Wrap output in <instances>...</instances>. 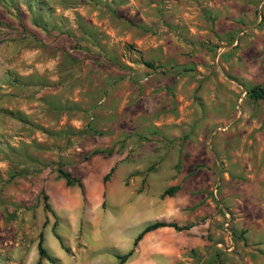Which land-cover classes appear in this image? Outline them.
I'll list each match as a JSON object with an SVG mask.
<instances>
[{"label":"rangeland","instance_id":"rangeland-1","mask_svg":"<svg viewBox=\"0 0 264 264\" xmlns=\"http://www.w3.org/2000/svg\"><path fill=\"white\" fill-rule=\"evenodd\" d=\"M98 1L48 12L41 30L72 38L73 49L90 56L82 69L103 73L70 76L74 84L56 102L45 93L34 109L0 112V264L29 258L38 240L51 264L97 259L92 249L117 229V216H106L117 213V193L107 198L106 185L117 189L123 176L129 187L141 176L137 196L160 199L154 177L177 146L187 159L212 154V226L230 244L248 246L247 234L264 232V194L251 201L243 194L249 178L264 186V102L247 95L264 89V0H90ZM136 150L143 169L125 175L117 153L129 159ZM59 170L79 186H66ZM22 213L32 221L41 213V230H21Z\"/></svg>","mask_w":264,"mask_h":264},{"label":"crops","instance_id":"crops-1","mask_svg":"<svg viewBox=\"0 0 264 264\" xmlns=\"http://www.w3.org/2000/svg\"><path fill=\"white\" fill-rule=\"evenodd\" d=\"M90 5L98 8L101 3H91L90 0H0V112L7 110L5 116L9 117L22 108L34 109L35 104L44 102L45 93L53 96L56 102L61 100L59 95L63 91L68 93L74 84L70 76L91 73L98 77L103 73L88 66L82 69V65L91 63L90 56L77 53L73 49L72 38L52 36L41 30L48 12H73ZM52 20L57 24L56 17ZM180 150L177 146L167 151L160 163L163 170L154 177L157 187L163 188L159 195L169 187H178L170 197L157 200L138 197L136 188L141 176L136 177L129 187L120 184L123 176L119 177L117 189L113 183L106 185L107 198L117 193V213H106L107 217L117 216V233L112 232L113 238L92 249V253L97 252V259L85 260L82 264H118L116 257L130 250L131 254L121 264H264L263 231L247 234L250 244L242 246L230 244L228 236L212 226L209 217L216 211V196L210 193L216 177L212 154H197L187 159ZM139 152L142 151L131 153L132 158L129 159H124L126 152L117 153V168L125 175L139 171L141 163L137 159L134 161L135 157L142 155ZM179 160L182 164L177 173L174 166ZM198 163L205 167H197ZM248 176L251 177L250 174ZM155 188L150 189L152 196L156 194ZM244 188V197L249 201L260 193L264 194L260 179L245 180ZM95 189H85L88 201L96 196ZM30 215L22 213L17 218L23 221L20 229L28 233L40 231L42 214L33 221ZM139 219L147 221L140 230L136 229ZM153 222L173 223L187 229L176 231L171 227H159L143 234L133 247L136 236ZM206 236L211 241H207ZM54 249L58 250L57 245ZM111 258H115L117 263ZM15 263L51 264L39 259L36 246L29 247V258ZM65 264L71 263L65 261Z\"/></svg>","mask_w":264,"mask_h":264},{"label":"trees","instance_id":"trees-1","mask_svg":"<svg viewBox=\"0 0 264 264\" xmlns=\"http://www.w3.org/2000/svg\"><path fill=\"white\" fill-rule=\"evenodd\" d=\"M144 65L147 68H149V69H153V70L159 69L158 67H154L151 63H144ZM247 95H248V97L250 99H252L254 101L261 100V101L264 102V89L262 87H260V86H253L252 88H250L247 91ZM111 171H112V169H110L109 172L106 175L103 176V181H106L107 180V178H108V176H109V174H110ZM58 173H59V176L64 180V183H65L66 186H70V185H73V184H77L79 186L78 181L75 178L71 177L68 173L63 172L61 170H59ZM177 190H178V187L177 186L169 187V188H167L166 190L163 191V193L160 195V197H164V196L170 197ZM43 210L45 212L51 213V209H50V207H49V205L47 203H44L43 204ZM159 227H171V228H173L176 231H181V230L187 229V227H178V226H176L173 223L153 222V223L145 226L141 230V232L134 239L132 246L134 247L136 245L137 241L141 238V236L143 234H145L146 232H149L151 230H154L156 228H159ZM36 249H37V254H38L39 259L45 258L47 261L50 260L45 255V251L41 247L40 240H38V242H37ZM131 252H132V250H130L129 252H127L123 256H117L116 259L118 260V264H121L123 262V260L125 258H127L131 254Z\"/></svg>","mask_w":264,"mask_h":264},{"label":"built area","instance_id":"built-area-1","mask_svg":"<svg viewBox=\"0 0 264 264\" xmlns=\"http://www.w3.org/2000/svg\"><path fill=\"white\" fill-rule=\"evenodd\" d=\"M259 8H260V6H259ZM235 42H236V41H235ZM214 192H215V190H214ZM223 226L226 227V226H227V222H224V223H223Z\"/></svg>","mask_w":264,"mask_h":264}]
</instances>
